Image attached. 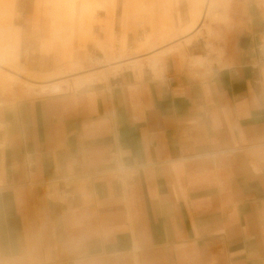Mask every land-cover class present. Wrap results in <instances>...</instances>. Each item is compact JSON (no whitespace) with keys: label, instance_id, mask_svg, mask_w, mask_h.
I'll list each match as a JSON object with an SVG mask.
<instances>
[{"label":"crops","instance_id":"crops-1","mask_svg":"<svg viewBox=\"0 0 264 264\" xmlns=\"http://www.w3.org/2000/svg\"><path fill=\"white\" fill-rule=\"evenodd\" d=\"M44 2L65 25L64 0ZM205 8L153 63L164 60L161 73L69 75L58 92L0 103V264H264V63L253 64L264 0ZM77 12L75 30L88 37L74 54L95 41L103 55L91 8ZM70 80L96 82L60 92ZM66 177L68 203L28 185Z\"/></svg>","mask_w":264,"mask_h":264},{"label":"rangeland","instance_id":"rangeland-1","mask_svg":"<svg viewBox=\"0 0 264 264\" xmlns=\"http://www.w3.org/2000/svg\"><path fill=\"white\" fill-rule=\"evenodd\" d=\"M45 0H25L22 3L18 0H0V8L7 6V15L9 16V28L12 32H15V42L11 45H7L4 35H0V63L4 64L8 68H11L17 72L23 71L32 79L42 78L48 75H52L57 71H62L60 79L52 80H65L70 75V78L90 75L89 78H97L100 80H106L111 76H116L125 71L133 72V74H140L148 68L154 74L163 72V62L159 61L156 65L148 57H145L139 62V65H126L121 67L114 73L104 74L96 72L104 69L102 66L105 64L104 56L100 53L96 47L95 41L88 43L87 48L84 51L79 50L76 54L77 64L71 65V69L68 72L66 67L68 60L64 58V43L65 36L69 33L66 31V26L61 22L60 17H52L45 13L43 10V4ZM74 2L76 7H82L88 5L91 8L93 18L91 21V31L94 38L101 39L105 36V22L108 20L110 14V7L112 0H66L65 4H71ZM182 0H113V22H112V38L113 47L115 50V57L118 59L121 47L125 45L124 57H133L145 50H152L159 46V40L154 38L152 44L144 45V37H155L157 34L164 35L161 44H169V40L173 38H179V36L189 33L194 23L198 20L201 7L204 0H184L185 3H181ZM125 9L128 10L130 17L133 19L132 24L136 28L134 32L124 31L126 25L123 23V13ZM5 10H3V13ZM79 23L72 25V28ZM198 26V25H197ZM197 26L193 29L195 30ZM57 28V32H52L51 28ZM142 27H145V31H142ZM175 33L172 38H168V33ZM192 32V31H191ZM107 36V35H106ZM106 36L102 41L106 40ZM194 39V38H193ZM48 40V41H47ZM47 44L45 45V43ZM260 43H264L262 38ZM9 44V43H8ZM45 45V48H44ZM119 45V46H118ZM139 45V46H138ZM117 46V47H116ZM121 46V47H120ZM8 48V49H7ZM10 54L12 58V64H5L7 61L4 59V51ZM153 52V51H152ZM88 53H91L92 57L97 60V57L102 60L100 64L89 63L90 57ZM264 55V54H263ZM88 58V59H87ZM98 59V60H99ZM187 59L186 46L185 57L181 62L176 64L177 68H181V65ZM191 59V65H204L206 59L197 60ZM264 63H258V66ZM257 65V62H253ZM6 70V69H5ZM8 71V70H7ZM67 73V74H66ZM98 80V81H100ZM96 81H86L83 84H75L72 80L69 81L67 88L61 89L60 92L66 90H76L77 88L94 83ZM0 86V103L7 101L18 100L24 97L38 96L39 93L33 89H29L20 83L12 81H4Z\"/></svg>","mask_w":264,"mask_h":264},{"label":"bare ground","instance_id":"bare-ground-1","mask_svg":"<svg viewBox=\"0 0 264 264\" xmlns=\"http://www.w3.org/2000/svg\"><path fill=\"white\" fill-rule=\"evenodd\" d=\"M65 2H66V0H64V4H65ZM207 2H208V0H207ZM207 2H204L203 6L201 7L198 20L201 18L203 11H204V8H205V3H207ZM112 7H113V0H112ZM208 7H210V3H209ZM77 9H78V7H76L74 5V2H72V1H71V4H69V2H68V5L65 4V7H64V10H65L64 22H65V25L67 26V32L69 31V33H71L70 35L69 34L66 35V38H67L66 44L69 45L72 49L70 52V56H69L71 59L76 58V55L74 54V48L78 47L80 44L85 43L87 40V37H88V35H86L85 31L79 32V31H76L74 28H72V25L74 26L75 24L79 23V20L76 18L77 14H78ZM207 13L209 14V12H207ZM132 22H133V19L130 17L128 10L125 9V11L123 13V23L126 25V29L123 32L124 35H125V32H128V31L134 32L136 30V28L133 27L135 25H133ZM145 29H146L145 27H142V29H140V30L145 31ZM106 35L107 36H106L105 41H101L100 43L98 42L100 49L103 51L105 64H103L102 66H104L105 68L102 70L98 69V71H95L94 73H96V72L97 73L101 72V74L102 73L107 74L109 72L114 73V71H117L121 67L126 66V65H133V64L139 65V62L142 59H144L145 57H148L154 63V62L158 61L159 59L163 58L164 54L168 53L169 51H172L171 47L174 43H176L175 41L174 42L171 41V42H169V44L168 43L167 44H161L162 43L161 41L163 39H165L164 35H162V34H157L155 37H144L143 43L140 44L141 47H144L145 44L146 45L152 44L154 38L155 39L157 38L159 40V43H160L159 46H157L155 49H152V50H145L144 49V51L142 53H140L136 56H133V57H124V55H121V53H124V50H125V45H123L122 47L120 46L121 52H120V55L118 56L119 58L116 59L117 57H115V53H114L115 50L113 47L112 31L110 29H107ZM174 35L175 34L170 32L166 36L168 38H172ZM88 56L90 57L89 63H91V64H94V63L100 64L102 62V60L99 59L100 57H98L96 60L95 58L92 57L91 53H88ZM3 63L12 64V61L9 60V61H5ZM71 65L69 64L66 67V70L68 72L71 69ZM7 80L20 83L29 89H33L36 92L43 93V94H53L55 92H58L60 87L66 86L64 79L63 80H57V81H52V80H50V81H39L37 79H32L31 76H29L28 74H26L23 71L17 72L11 68H8L4 64L0 63V86L5 87L3 85V83H4V81H7Z\"/></svg>","mask_w":264,"mask_h":264},{"label":"built area","instance_id":"built-area-1","mask_svg":"<svg viewBox=\"0 0 264 264\" xmlns=\"http://www.w3.org/2000/svg\"><path fill=\"white\" fill-rule=\"evenodd\" d=\"M258 57L256 59L257 65L261 63L260 59L264 58V43H259L257 46ZM98 58V57H97ZM5 146V140L0 138V150H2ZM26 170L28 175L32 174V161L30 157H27L26 162ZM73 177H66L61 179H42L36 183H28V185L38 186L41 191L45 194V196L49 199L61 202L68 203L72 198V193L69 188V181L72 180Z\"/></svg>","mask_w":264,"mask_h":264}]
</instances>
